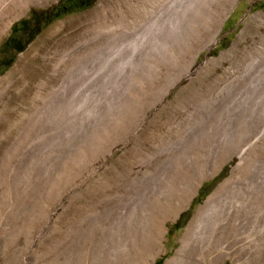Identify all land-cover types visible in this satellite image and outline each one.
<instances>
[{
  "label": "rangeland",
  "instance_id": "374dc122",
  "mask_svg": "<svg viewBox=\"0 0 264 264\" xmlns=\"http://www.w3.org/2000/svg\"><path fill=\"white\" fill-rule=\"evenodd\" d=\"M194 1L33 0L22 15L11 13L16 19L0 32V264H147L166 227L164 250L153 261L164 264L209 195L217 191L220 196L228 184L250 180L264 167L263 118L239 102L257 99L264 87V0H239L213 46L209 38L222 6L217 0L192 6ZM162 2L170 5L171 18L195 7V16L203 20L189 24L191 36L181 51L171 48L173 63L150 52V41L164 39L152 31L146 43L120 54L129 60L109 63L100 75L77 81L72 71L82 62L69 55L62 59L64 51L94 34L95 44L106 37L96 25L120 20L127 27L139 25ZM88 69L89 74L98 70ZM176 75L182 77L162 101ZM84 81L90 84L79 92ZM81 97L87 98L82 107L75 102L68 111L65 106ZM231 131L238 151L224 142ZM185 154L199 170H189ZM164 173H170L167 179ZM194 176L201 184L184 207L182 180ZM135 197L143 201L133 204ZM133 205L135 228L121 218Z\"/></svg>",
  "mask_w": 264,
  "mask_h": 264
},
{
  "label": "bare ground",
  "instance_id": "6f19581e",
  "mask_svg": "<svg viewBox=\"0 0 264 264\" xmlns=\"http://www.w3.org/2000/svg\"><path fill=\"white\" fill-rule=\"evenodd\" d=\"M33 0H0V32H4L10 28V25L13 20H15L11 13L16 12V15H22L29 9V5ZM162 1V0H161ZM164 1V0H163ZM215 1V0H214ZM239 0H217L218 4L222 6V11L217 16L216 20V29L213 31L212 35H210L209 43L211 46L216 45L218 43L217 33L221 29L225 19L227 16L236 8ZM133 2V0H132ZM159 2V0H158ZM168 2V1H167ZM184 2V1H182ZM180 2V3H182ZM125 3V2H124ZM129 3V2H126ZM164 3V2H162ZM192 3V2H191ZM204 0H197L194 1V4L192 3V6H196L198 4H203ZM208 3V2H207ZM123 4V3H122ZM156 4V3H155ZM179 4V2H178ZM211 4V3H210ZM217 4V3H216ZM127 5V4H126ZM159 5V4H158ZM161 5V4H160ZM177 5V4H176ZM186 5V4H185ZM168 3H164L162 6L158 7L155 10H150L149 16L144 19L143 23H140L139 25L130 24L125 26L124 23H111V24H99L96 25V27L99 29V33L106 35V37H103L101 41L95 44L97 41L96 37L97 35H93L85 42H80L75 44L74 46H71L66 51H64V54L62 55V59L66 58V56L75 57L74 60L81 61L82 63L79 64L81 66V69L78 71L73 70V76L77 77V81H79V77L84 76V78L89 79V77H93L94 75H100L101 69L106 68L109 63H122L123 61L129 60L128 58H123L120 54L126 50V48L130 49L133 48L139 43V42H147L148 37L150 38V35L152 31H159L162 33L163 41H150L151 45L153 46L152 49H150V52L155 51L156 53L161 54L160 56L166 59L165 61L172 62L174 60L173 52H171V48L175 50L183 49L184 43L188 35H190V28L189 24L195 22L203 23V20H199L197 16H195L194 8L188 12L182 13L183 15H179L177 17L171 18V10L169 9ZM184 6V5H182ZM188 6H191V4ZM205 6V5H204ZM224 6V7H223ZM125 7V6H124ZM123 7V9H124ZM134 7V5H133ZM144 7V6H143ZM151 7V6H150ZM172 7V6H171ZM178 7V6H177ZM213 7V6H212ZM106 8V7H105ZM117 8V7H116ZM128 8V7H127ZM153 8V7H152ZM151 8V9H152ZM184 8V7H183ZM186 8V7H185ZM188 7V10L190 9ZM205 8V7H204ZM120 9V8H119ZM122 9V8H121ZM120 9V12H121ZM138 9V7H137ZM143 9V8H142ZM148 9V8H147ZM175 9V8H174ZM202 9V8H201ZM211 9V8H210ZM215 9V8H214ZM109 10V9H108ZM112 10V9H111ZM127 10V9H126ZM149 10V9H148ZM206 10V9H205ZM208 10V9H207ZM217 10V9H216ZM95 11V10H94ZM118 11V9L116 10ZM124 11V10H122ZM107 12V11H106ZM113 12V11H111ZM184 12V11H183ZM196 12V11H195ZM110 13V12H109ZM118 13V12H115ZM211 13V12H210ZM213 14V13H212ZM262 13H260L261 15ZM15 15V14H14ZM13 15V16H14ZM102 15V14H101ZM111 15V14H110ZM114 15V14H113ZM124 15V14H123ZM174 15V13H173ZM206 16V15H205ZM211 16V15H210ZM107 17V16H105ZM113 17V16H110ZM115 17V16H114ZM124 17V16H123ZM98 18V17H97ZM120 19V17H118ZM127 19V17H124ZM134 18V17H133ZM208 18V17H206ZM105 20V19H103ZM113 20V19H112ZM118 20V19H117ZM125 20V19H123ZM209 20V19H208ZM214 20V18L212 19ZM102 21V20H100ZM99 21V22H100ZM109 21V20H108ZM104 22V21H103ZM123 22V21H122ZM102 23V22H101ZM107 23V22H105ZM129 23V21H128ZM96 24V23H95ZM124 24V25H123ZM137 24V23H136ZM199 24V23H198ZM200 26V24H199ZM95 27V28H96ZM192 27V26H191ZM196 28V25L195 27ZM210 29V27H208ZM97 29V30H98ZM206 29V28H205ZM200 32V30H199ZM209 32V31H208ZM93 33V31H92ZM193 33V32H192ZM153 34V33H152ZM194 34V33H193ZM191 36V35H190ZM205 36V35H204ZM193 37V36H192ZM99 38V37H98ZM155 38V37H154ZM86 39V38H85ZM105 39V40H104ZM153 39V38H152ZM191 39V37H190ZM84 40V39H82ZM155 40V39H154ZM188 40V39H187ZM186 40V41H187ZM203 40V39H202ZM103 41V42H102ZM149 41L147 45L149 44ZM189 41V40H188ZM207 41V40H206ZM92 43L95 44V46H92ZM140 43V44H141ZM144 43V44H145ZM194 43V42H193ZM187 44V43H186ZM185 44V45H186ZM146 45V44H145ZM141 46V45H139ZM88 47V48H86ZM143 47V46H141ZM146 47V46H145ZM188 47V46H187ZM210 47V46H209ZM139 48V47H138ZM136 50V49H135ZM130 51V50H129ZM138 51V50H137ZM149 51V50H148ZM139 52V51H138ZM142 52V51H141ZM197 52V51H196ZM154 53V52H153ZM176 54V51H175ZM222 54V53H221ZM251 54V53H250ZM254 55V54H253ZM127 56V55H126ZM144 56V55H143ZM182 56V55H181ZM255 56V55H254ZM183 57V56H182ZM197 57V53L193 55L192 63L195 61ZM257 57V56H256ZM70 58V57H69ZM133 58V57H132ZM252 58V55H251ZM157 59H159L157 57ZM176 59V57H175ZM256 59V58H255ZM73 60V61H74ZM177 60V59H176ZM72 61V62H73ZM151 61V60H150ZM158 61V60H157ZM161 61V60H160ZM258 61V60H257ZM131 62V61H130ZM178 62V61H177ZM190 62V61H189ZM79 63V62H78ZM135 63V62H134ZM137 63V62H136ZM173 63V62H172ZM170 64V63H169ZM258 64V63H257ZM166 65V64H165ZM173 65V64H172ZM88 66H91L92 68L95 66L97 68V72L95 74H89L87 72ZM171 66V65H170ZM254 66V65H253ZM259 66V65H258ZM75 67V65H74ZM123 67V66H122ZM57 68V67H56ZM140 68V67H139ZM146 68V67H145ZM151 68V67H150ZM188 68V67H187ZM248 68V67H247ZM252 68V67H251ZM260 68V67H259ZM74 69V68H72ZM96 70V69H95ZM94 70V71H95ZM247 70V69H246ZM254 71V70H253ZM150 72V71H149ZM155 72V71H154ZM193 72V71H192ZM253 73V72H252ZM250 74V73H249ZM263 74V73H262ZM261 74V75H262ZM151 75V74H150ZM260 75V74H259ZM258 75V76H259ZM146 76V75H145ZM144 76V77H145ZM152 76V75H151ZM182 77L181 75H176L173 79L174 81H170V83L167 85V88L165 89L164 93L162 94V101L165 99L166 95L169 93V91L173 88L175 83L178 81V79ZM253 77V76H251ZM262 77V76H261ZM83 78V77H82ZM96 78V77H95ZM149 78V77H148ZM176 78V80H175ZM94 79V78H93ZM250 79V78H249ZM248 79V80H249ZM259 79V78H258ZM257 79V80H258ZM67 80V79H66ZM84 80V79H83ZM104 80V79H103ZM70 81V80H69ZM73 81V80H72ZM93 81V80H92ZM93 83V82H92ZM251 84L250 82H248ZM264 83V82H263ZM78 84V83H77ZM90 84L87 83V81L79 82L80 90H86V85ZM255 87V86H254ZM63 89L65 90V86L63 85ZM71 89V88H70ZM225 89V88H224ZM252 89V88H251ZM77 90V89H76ZM73 91V90H72ZM222 91V90H221ZM229 91V90H228ZM237 91V90H236ZM65 92V91H64ZM89 92V90H88ZM260 92V91H258ZM66 94V92H65ZM72 94V92H71ZM217 94V93H216ZM80 95V94H79ZM78 95V97H79ZM238 96V95H237ZM240 96V95H239ZM251 96V95H250ZM253 96V95H252ZM258 95H256L257 98ZM85 97V96H84ZM70 98V96H69ZM238 98V97H237ZM47 99V98H46ZM76 99V97H75ZM78 100L74 101L71 104L66 105L67 110L70 109L74 105L75 102L78 103V105H74L76 107H82V104L86 101L87 98H77ZM71 100V99H70ZM99 100V99H98ZM224 100V99H223ZM232 100V99H231ZM241 100V96H240ZM80 101V102H79ZM215 101V100H214ZM70 102V101H69ZM88 102V101H87ZM212 101H209V103ZM227 102V101H226ZM225 102V104H226ZM237 102V101H236ZM241 103L248 104L251 106L250 113L251 115L255 113L257 116L262 117L264 121V87L262 88V92L260 96L257 99H254L251 101L248 100H241L239 101ZM224 103V101H223ZM206 104V103H204ZM233 104V103H232ZM242 104V105H243ZM210 106V105H209ZM230 106V105H229ZM227 106V107H229ZM234 106V105H233ZM237 106V105H236ZM235 106V107H236ZM244 106V105H243ZM221 107V106H220ZM224 107V106H223ZM226 107V106H225ZM224 107V108H225ZM246 107V106H245ZM55 111L57 110V106L54 107ZM75 107H73L70 110H73ZM238 108V107H237ZM235 108V109H237ZM242 108V107H241ZM249 107H247L248 109ZM59 109V107H58ZM65 110V108H63ZM230 109V108H229ZM240 109V108H239ZM77 110V109H75ZM66 111V110H65ZM69 111V110H68ZM88 111V110H87ZM86 111V112H87ZM94 111V110H93ZM237 111V110H236ZM239 111V110H238ZM243 109L241 110V112ZM245 111V110H244ZM247 111V110H246ZM257 111V112H256ZM50 113V111H49ZM231 113V112H230ZM239 113V112H238ZM249 113V114H250ZM51 114V113H50ZM90 114V113H89ZM227 114V113H226ZM235 114V113H234ZM241 114V113H240ZM114 116V115H113ZM202 116V115H201ZM228 116V115H227ZM238 116V115H237ZM243 116V113H242ZM245 116V115H244ZM204 117V116H203ZM223 117V115H222ZM230 117V116H229ZM248 117V116H247ZM40 118V117H39ZM225 118V117H224ZM223 118V119H224ZM241 118V117H240ZM246 118V117H245ZM244 118V119H245ZM243 119V118H242ZM247 119V118H246ZM252 119V118H251ZM257 119V118H256ZM229 120V119H228ZM245 121V120H244ZM243 121V122H244ZM252 121V120H251ZM261 121V120H260ZM55 122V121H54ZM212 122V121H211ZM209 121V124L211 123ZM230 122V121H229ZM237 122V119H236ZM241 122V123H243ZM255 122V121H254ZM216 123V122H215ZM214 123V124H215ZM226 124V123H224ZM234 125V122L232 123ZM236 124V123H235ZM239 124V123H238ZM245 124V122H244ZM249 124V123H248ZM231 125V124H230ZM232 125V126H233ZM79 126V125H78ZM231 126V127H232ZM239 126V125H238ZM226 127V125H225ZM234 127V126H233ZM227 128V127H226ZM225 128V130H226ZM229 128V127H228ZM227 128V129H228ZM236 128V127H235ZM233 128H231L232 130ZM244 129V128H242ZM74 130V129H73ZM98 130V129H97ZM230 130V128H229ZM234 130V129H233ZM245 130V129H244ZM217 131V130H216ZM238 131V130H237ZM259 131V130H256ZM241 132V131H240ZM261 132H263L261 130ZM260 133V132H259ZM224 136V135H223ZM226 138V137H225ZM234 133L231 131L228 139L226 138L224 140L226 145H232L234 150L238 151V146L234 143ZM236 140V139H235ZM238 140V139H237ZM249 140V139H248ZM202 143V142H201ZM204 143V142H203ZM202 143V145H203ZM212 143V142H211ZM249 144V143H248ZM205 145V144H204ZM203 145V146H204ZM223 145V144H222ZM254 145V144H253ZM194 146V145H193ZM201 146V148L203 147ZM205 147V146H204ZM210 147V146H209ZM219 147V146H218ZM227 147V146H226ZM225 147V148H226ZM255 147V146H254ZM231 148V147H230ZM203 149V148H202ZM247 149V148H246ZM190 150V149H189ZM186 151V150H185ZM240 151V150H239ZM184 152V151H183ZM208 152V151H206ZM190 153V151L188 152ZM235 153V152H234ZM264 153V152H263ZM183 154V153H182ZM187 154V153H186ZM185 154V155H186ZM205 154V153H204ZM232 154V153H231ZM242 154V151L239 152L238 155ZM255 154V153H254ZM258 154V153H257ZM256 154V155H257ZM188 154L184 157L187 166L189 170L196 171L197 162L195 159H192V156ZM193 155V153H192ZM195 155V154H194ZM184 155H182L183 157ZM208 156V155H207ZM179 157V156H178ZM260 157V156H259ZM181 158V157H180ZM195 158V157H194ZM172 159V158H171ZM170 159V160H171ZM182 159V158H181ZM177 159V160H181ZM244 159V158H242ZM260 159V158H259ZM175 160V159H174ZM173 160V161H174ZM207 160V158H206ZM254 160V159H253ZM257 160V159H256ZM172 161V162H173ZM177 161V162H179ZM184 161V160H183ZM240 161V160H239ZM243 161V160H242ZM169 162V160H168ZM176 162V163H177ZM182 162V161H180ZM179 162V163H180ZM255 162V161H254ZM167 163V162H166ZM174 163V162H173ZM184 163V162H183ZM202 163L201 161L199 164ZM171 164V163H170ZM175 164V163H174ZM205 164V163H204ZM172 165V164H171ZM177 165V164H176ZM200 167L202 165H199ZM207 166V165H206ZM172 167V166H171ZM175 167V166H174ZM253 167H256V164L253 165ZM178 168V167H177ZM181 168V167H180ZM202 168V167H201ZM166 170V169H165ZM199 170V169H198ZM206 170V168H205ZM258 170V169H256ZM167 171V170H166ZM165 171V172H166ZM178 171V170H177ZM184 171V170H183ZM253 171V170H252ZM174 172V171H173ZM185 172V171H184ZM207 172V171H206ZM176 173V172H175ZM190 173V172H188ZM193 173V172H192ZM211 173V172H210ZM250 173V172H249ZM178 174V173H177ZM183 174V173H182ZM187 174V173H184ZM191 174V173H190ZM166 174L164 173L163 176ZM170 175V173L168 174ZM167 175V177H168ZM171 175H173L171 173ZM188 175V174H187ZM195 175V174H194ZM177 176V175H176ZM185 176V175H184ZM199 176V175H198ZM197 176V177H198ZM245 176V175H244ZM250 180H247L245 182L236 181L233 182V185H229L223 188V193L220 196H217L218 193L215 191L213 194L209 195L203 204H201L197 210V212L194 214V216L191 218L189 223L186 225L182 235L180 236V246L176 249L174 255L170 258H168L164 264H225L226 259H230L232 261V264H264V167L256 171L255 175H251ZM166 177V176H165ZM167 177L165 179H167ZM183 177V176H182ZM197 177H193L192 179L184 181L183 186L181 189L183 190L182 194H184V200L183 204L184 207L190 206V202L192 198L197 194L198 188L201 184V180ZM246 177V176H245ZM162 177H159V179ZM178 178V177H177ZM191 178V177H190ZM202 178V177H201ZM235 178V177H234ZM152 179V178H151ZM150 179V180H151ZM156 179V178H155ZM164 179V178H163ZM182 179V178H181ZM184 179V178H183ZM149 180V182H150ZM172 182L173 178L171 179ZM170 180V181H171ZM175 180V179H174ZM177 180V179H176ZM243 180V179H242ZM152 181V180H151ZM158 181V180H157ZM163 181V180H161ZM169 181V182H170ZM181 181V183H182ZM155 182V181H154ZM179 182V181H177ZM148 183V182H147ZM153 183V182H152ZM157 183V182H156ZM155 183V184H156ZM150 184V183H149ZM166 184V183H164ZM151 185V184H150ZM157 185V184H156ZM171 185V184H170ZM174 185V184H173ZM149 186V185H147ZM160 186V185H159ZM163 186V185H162ZM175 186V185H174ZM173 186V187H174ZM222 186V185H221ZM154 187V186H153ZM172 187V188H173ZM177 187V186H176ZM144 188V187H143ZM158 188V187H157ZM163 188V187H162ZM160 188V189H162ZM151 189V188H150ZM154 189V188H152ZM168 189V188H167ZM177 189V188H176ZM149 190V189H148ZM147 190V191H148ZM156 190V189H155ZM163 190V189H162ZM170 189H168L169 191ZM173 190V189H172ZM150 191V190H149ZM141 192V191H140ZM158 192V191H157ZM179 192V191H178ZM181 192V191H180ZM143 193V192H141ZM151 193V192H150ZM169 193V192H168ZM217 193V194H216ZM221 193V192H220ZM219 193V194H220ZM138 194V193H137ZM149 194V192H148ZM153 194V193H152ZM151 194V195H152ZM171 194V193H170ZM178 194V193H177ZM144 195H147L144 194ZM150 195V194H149ZM166 195V194H164ZM140 196V195H139ZM181 196V194H180ZM159 197V196H158ZM161 197V196H160ZM164 197V196H163ZM169 197V196H168ZM172 197V196H171ZM126 198V197H125ZM136 198V197H135ZM133 198L131 200V203L135 199ZM146 198V197H145ZM149 198V196H148ZM147 198V199H148ZM156 198V197H155ZM182 198V197H181ZM180 198V199H181ZM123 201V198H121ZM120 199V201H121ZM154 199V197H153ZM169 199V198H168ZM136 200V201H135ZM133 204H139L141 201V198H136ZM149 200V199H148ZM118 201V200H116ZM147 201V200H146ZM164 201V200H162ZM180 201V200H179ZM127 202V201H125ZM153 202V201H152ZM175 202V201H174ZM173 202V203H174ZM120 203V202H118ZM161 203V202H160ZM170 203V202H169ZM126 204V203H123ZM156 204V203H155ZM154 204V205H155ZM171 204V203H170ZM119 205V204H118ZM165 205V204H162ZM173 205V204H172ZM171 205V206H172ZM143 206V205H142ZM151 206V205H150ZM122 207V206H120ZM144 207V206H143ZM154 207V206H153ZM117 208V207H116ZM114 208V209H116ZM126 208V207H125ZM150 208V207H149ZM182 208V207H181ZM180 208V209H181ZM129 209V208H128ZM144 209V208H143ZM161 209V208H160ZM178 209V210H180ZM141 210V209H140ZM174 210V209H173ZM118 211V210H117ZM139 210L137 209V212ZM142 211V210H141ZM157 211V210H155ZM162 211V210H161ZM167 211V210H166ZM115 213V212H114ZM113 213V214H114ZM117 213V212H116ZM136 207L133 205L129 210H122V220H127L128 227H134V223L136 222ZM143 213V211H142ZM165 213V212H164ZM153 214V213H152ZM151 214V215H152ZM172 214V213H171ZM170 214V215H171ZM120 215V214H119ZM144 215V214H143ZM174 215V214H172ZM177 215V213H176ZM175 215V216H176ZM115 216V215H114ZM117 216V215H116ZM147 216V215H145ZM144 216V218H145ZM166 216V215H165ZM120 217V216H119ZM148 217V216H147ZM157 217V216H156ZM169 217V216H168ZM114 218V217H113ZM117 219V218H116ZM115 219V220H116ZM165 219V218H164ZM169 219V218H168ZM172 219V218H171ZM114 220V219H113ZM114 220V221H115ZM120 220V219H119ZM118 220V221H119ZM117 221V222H118ZM144 220L143 222H145ZM140 222V221H139ZM153 223V222H152ZM155 223V222H154ZM115 224V223H114ZM126 224V225H127ZM151 224V222H150ZM156 224V223H155ZM163 224V223H162ZM90 225V224H89ZM125 225V223H124ZM149 225V224H147ZM163 226V225H161ZM122 227V226H121ZM151 227V226H150ZM155 227V226H154ZM119 228V227H118ZM135 228V227H134ZM133 228V229H134ZM140 228V227H139ZM152 228V227H151ZM156 228V227H155ZM149 229V228H147ZM168 228H164L157 240V245L155 249V254L150 255L148 258L147 264H153L154 258L164 250V233L167 232ZM126 231V230H125ZM131 231V230H130ZM141 231V230H140ZM85 232V231H84ZM143 232V231H141ZM152 232V231H151ZM149 232V233H151ZM122 233V231H121ZM128 233V232H127ZM133 233V232H132ZM145 233V232H143ZM153 233V232H152ZM124 234V230L123 233ZM121 234V235H122ZM126 234V233H125ZM136 234V233H135ZM156 234V233H155ZM159 234V232L157 233ZM119 235V234H118ZM146 235V234H145ZM152 235V234H151ZM123 236V235H122ZM131 236V235H130ZM144 236V235H143ZM154 237V236H153ZM122 238V237H121ZM125 238V236H124ZM150 238V237H149ZM126 239V238H125ZM135 239V238H134ZM144 239V238H143ZM146 239V238H145ZM155 239V238H154ZM122 240V239H121ZM131 241V240H130ZM134 241V240H133ZM138 241V240H137ZM129 242V241H128ZM149 242V241H148ZM153 242V241H152ZM127 243V242H126ZM131 243V242H130ZM133 243V242H132ZM136 243V242H134ZM151 243V242H150ZM155 243V242H154ZM129 244V243H128ZM144 244V243H143ZM154 245V244H153ZM107 246V245H106ZM123 246V245H122ZM130 246V244H129ZM132 246V245H131ZM124 247V246H123ZM122 247V248H123ZM128 248V247H127ZM136 248V246H135ZM133 248V249H135ZM138 248V247H137ZM129 249V248H128ZM114 250V249H113ZM123 250V249H122ZM126 250V248L124 249ZM151 250V249H150ZM121 251V250H120ZM127 251V250H126ZM132 251V250H131ZM149 251V250H148ZM111 253V252H110ZM104 254V253H103ZM106 254V253H105ZM126 254V253H125ZM124 254V255H125ZM108 256V255H107ZM115 256V254H113ZM111 257V256H110ZM119 257V256H118ZM117 258V257H116ZM101 259V258H100ZM104 260V258L102 257ZM110 260V259H109ZM115 259L112 258L111 261H114ZM147 260V259H146ZM103 262V261H102ZM116 262V260H115ZM114 262V263H115Z\"/></svg>",
  "mask_w": 264,
  "mask_h": 264
},
{
  "label": "water",
  "instance_id": "95a60500",
  "mask_svg": "<svg viewBox=\"0 0 264 264\" xmlns=\"http://www.w3.org/2000/svg\"><path fill=\"white\" fill-rule=\"evenodd\" d=\"M220 38H218V40H219Z\"/></svg>",
  "mask_w": 264,
  "mask_h": 264
}]
</instances>
